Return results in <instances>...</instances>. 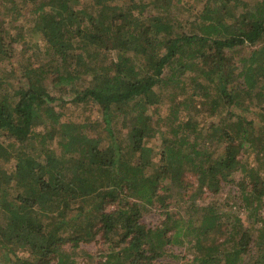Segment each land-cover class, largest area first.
I'll return each instance as SVG.
<instances>
[{
    "label": "trees",
    "instance_id": "trees-1",
    "mask_svg": "<svg viewBox=\"0 0 264 264\" xmlns=\"http://www.w3.org/2000/svg\"><path fill=\"white\" fill-rule=\"evenodd\" d=\"M94 1L0 0V264H77L97 236L110 247L92 264H178L157 262L179 223L172 199L192 188L190 207L224 182L253 224L205 209L184 264H264V0ZM24 13L49 56L15 67ZM67 101L88 116L64 121Z\"/></svg>",
    "mask_w": 264,
    "mask_h": 264
},
{
    "label": "rangeland",
    "instance_id": "rangeland-1",
    "mask_svg": "<svg viewBox=\"0 0 264 264\" xmlns=\"http://www.w3.org/2000/svg\"><path fill=\"white\" fill-rule=\"evenodd\" d=\"M88 1V0H86ZM94 1V0H92ZM108 1V0H106ZM111 2H115V0H109ZM127 2L126 5L130 4L129 0H124ZM148 1V0H147ZM95 2V1H94ZM90 3V0H89ZM31 8V5L28 6V8ZM203 3H200L198 8H202ZM175 9V8H174ZM31 13V12H30ZM29 13V16L27 13H24V17L21 18L19 21V25L24 24L25 27H27V37L24 41H21L19 43H16L14 45L15 47V53L11 59V63L16 67H19L20 62L21 63H27V62H34V61H45V59L48 58V49H47V43L44 40L43 36L39 32V30L32 25L30 19H31V14ZM194 20L190 21L189 24L192 26L194 24ZM251 49L247 48V51L245 50L244 53H248ZM2 68V74L8 76L10 74V65L8 62H3L1 64ZM169 69L167 70V72ZM197 74V73H196ZM195 75L192 70H189L185 77L182 79V84L184 86L186 85L187 88L185 90L184 94H180L178 99L179 100H188L189 103L191 99L186 98L189 94L193 93L191 98H199L198 93H194V84L191 79V77ZM72 96L70 95H65V98L69 100ZM67 101L66 106L64 108V116L63 120L64 121H77V122H82L85 117H87V111L84 108V105L80 104H75L72 102ZM59 103V102H57ZM201 105V104H200ZM165 108V107H164ZM168 109V104L166 106ZM164 109L162 111V114H166V110ZM238 111H244L245 114V108H239L237 109ZM251 110V109H249ZM251 112V111H250ZM249 119L254 118V114H248L246 113ZM100 116V112L98 108L96 107L93 110V115L91 116L93 119H97ZM183 117L184 115L181 114ZM61 128V127H60ZM37 131H42L41 127L37 128ZM159 139L156 137L154 141H157ZM244 158L246 161H250L255 163L254 161V155L252 153H247L244 155ZM14 164V160H12L10 163L7 164V168H12V165ZM188 179L192 181L196 185V178L195 176L189 174ZM192 192V188H190L186 193H183L181 195H184L183 200L181 203H179L178 194L175 195V197L172 199V205L169 208L173 217L179 221L177 227L170 232V234L173 235V244H168L166 246V255L163 256V258L159 259L157 262L162 263V262H168L171 261V256L169 254H181V261H179L178 264H184V262L188 261L191 259L194 255V248L193 251L189 247V239L187 236L192 235L190 229L195 227L196 229L199 228L201 224V216L202 213H204L205 209L209 207H213L216 210L218 209L219 211L223 210L225 214L223 215V218L221 220L222 223L226 221L232 220L231 217L234 216H240L245 220V224L247 227L251 226L253 224V219L249 220V215H248V208L246 205H244V202L242 200V194L240 190L238 189L236 184L233 183H223L222 188L220 189L219 193L214 194L210 191L205 192L202 196L198 197L195 199V203L190 205L188 207V203L191 204V201L189 200L190 194ZM262 214H264V208L262 209ZM201 214V215H200ZM164 218V214L162 213V209H154L150 213H147L146 215L143 216V221L150 227H156L160 224L161 220ZM177 222V221H176ZM174 232V234H173ZM176 232H179L180 236L175 238ZM81 249L79 250L78 255H73L70 257L72 258L71 260H76L77 264H92L90 261L89 256L86 253H92L95 258L100 253H106L108 246L110 247L109 243L108 245L103 242L100 236H97L96 239L89 241V242H82L81 243ZM69 247V245H67ZM83 250V251H81Z\"/></svg>",
    "mask_w": 264,
    "mask_h": 264
}]
</instances>
